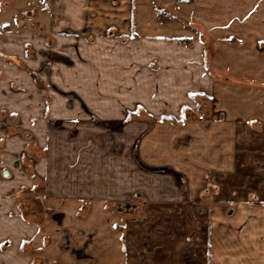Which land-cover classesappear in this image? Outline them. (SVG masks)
<instances>
[{"label":"rangeland","instance_id":"rangeland-1","mask_svg":"<svg viewBox=\"0 0 264 264\" xmlns=\"http://www.w3.org/2000/svg\"><path fill=\"white\" fill-rule=\"evenodd\" d=\"M209 7L201 6L200 0H134L125 37H115L113 30L103 39L79 41L71 35L41 33L46 36H42L45 64L41 69L33 44L26 47V56L35 64L30 69L15 55L0 52V58L25 72L29 80V88L11 83L8 89L14 99L0 101L4 132L0 177L4 179L2 172L11 168L6 137H15L25 143V150L10 155L36 180L31 190L42 186L35 178V165L51 155L55 161L56 155L75 159L96 178H125L127 197L116 208L123 224L140 225L130 232V255L143 259L131 264H183L188 241L192 264H200L205 237L199 230L198 207L212 201L217 191L214 177L205 172L210 168L207 164L215 157L227 163L232 158L254 162L264 158L252 150L258 136L242 120L226 121L220 103L206 94L209 88L203 83L207 78L199 67L200 57L188 48L204 44L201 60L208 75L210 69L213 72V81L233 78L214 66L204 27L213 25V18L207 17L211 21L206 25L200 18ZM217 9L218 15H237L235 23L245 25L248 33L264 34V0H226ZM36 25L30 23L32 31L38 30ZM234 83L251 87L253 81L238 77ZM24 90L26 100H21L18 95ZM238 122V133H220V127ZM252 166L239 168L237 178L255 175L251 173L255 167L264 186V166ZM199 168L208 174L206 183L204 176L199 178ZM220 184L219 193L227 194L225 185L232 183L220 180ZM16 192L24 208L30 188L23 186ZM151 194L157 197L149 204ZM38 200L34 216L41 219L44 202ZM143 244L151 261H144L147 247ZM156 245L161 248L155 250ZM139 252L143 256L136 257Z\"/></svg>","mask_w":264,"mask_h":264},{"label":"crops","instance_id":"crops-1","mask_svg":"<svg viewBox=\"0 0 264 264\" xmlns=\"http://www.w3.org/2000/svg\"><path fill=\"white\" fill-rule=\"evenodd\" d=\"M133 2L134 0H0V52L15 55L30 69L35 64L26 56V47L33 44L38 49L41 69L45 47L42 36L46 37V32H52L55 37L71 35L78 41L86 37L103 39L109 30H113L117 38L125 37ZM223 2L226 0H200L201 6H210L206 10L207 14L200 18L204 25L211 21L207 17L213 18V25L204 26L207 38H210L207 44L212 50L213 63L217 71H228L233 78H217L213 81V72L210 69L209 76L201 60L204 44H191L188 48L190 51L194 48L198 52L199 67L207 78L203 83L209 88L205 92L220 103L222 117L226 121L242 120L248 131L258 136L252 150L264 154V34L248 33L245 25L235 23L237 15L233 13L218 15L217 5H222ZM30 23H36L38 30L32 31ZM229 37H234L237 41H226ZM250 37L261 39L252 40ZM26 76L25 72L0 58V101L14 99L8 89L11 83L17 82L16 84L29 88ZM238 77L252 80L251 87L236 85L234 82ZM22 93L27 94L24 90L18 98L26 100ZM236 126L225 129L220 127V133L228 130L229 133H238L239 122ZM3 135L4 132L0 129V136ZM6 139L5 150L9 154L11 168L2 172H6L7 177H0V264H131L134 260L143 261L140 258L133 259L130 255V232L132 229L136 231L140 225L132 227L128 223L123 224L118 215L119 207L116 208L127 197L125 178L116 177L111 180L110 175L105 179L96 178L94 173L90 175L75 159L73 162L72 159H58L59 155H54L55 161L51 155L52 158L35 165V178L41 181L42 186L38 190H31L32 182L36 180L27 175L21 164L10 155L24 151L25 143L15 137ZM62 154L67 155V152ZM73 154L70 152V157ZM257 159L254 162L248 158L240 161L232 158L227 163L222 158L215 157L211 164H207L210 168L205 172L214 177L218 186L216 185L217 191L211 196L212 201H205L198 207L199 214L202 215L199 230L205 237L200 264H264L262 178L257 175L255 167L251 170L255 175H247L245 180L244 177L237 178L236 173L239 168L243 170V166H264V158L261 161ZM198 171L199 178L204 176L203 181L206 183L205 175L208 174H203L201 168ZM227 176H230V180ZM209 180L212 181L213 178ZM220 180L232 183L225 185L229 190L227 194L224 191L219 193ZM23 186L30 188L24 208L20 207L15 194ZM156 197L157 195L151 194L149 204ZM35 200L44 202L41 219L34 216ZM143 245L147 247V250H143L147 257L144 261H151L152 257L148 260L147 256L148 246ZM186 246L188 250L183 264H192L194 258L190 250L191 241L186 242ZM160 248V245H156L154 249ZM137 255L143 256L140 252L136 257Z\"/></svg>","mask_w":264,"mask_h":264},{"label":"water","instance_id":"water-1","mask_svg":"<svg viewBox=\"0 0 264 264\" xmlns=\"http://www.w3.org/2000/svg\"><path fill=\"white\" fill-rule=\"evenodd\" d=\"M2 175H3L4 177H7V176H8V174H7L6 172H4Z\"/></svg>","mask_w":264,"mask_h":264}]
</instances>
